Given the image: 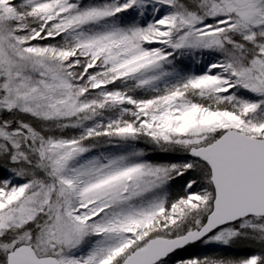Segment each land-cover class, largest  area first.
Segmentation results:
<instances>
[{"label":"snow or ice","instance_id":"snow-or-ice-1","mask_svg":"<svg viewBox=\"0 0 264 264\" xmlns=\"http://www.w3.org/2000/svg\"><path fill=\"white\" fill-rule=\"evenodd\" d=\"M0 264H264V0H0Z\"/></svg>","mask_w":264,"mask_h":264},{"label":"rangeland","instance_id":"rangeland-1","mask_svg":"<svg viewBox=\"0 0 264 264\" xmlns=\"http://www.w3.org/2000/svg\"><path fill=\"white\" fill-rule=\"evenodd\" d=\"M183 154L181 153H169V154H161V153H152L151 158L153 159H160V158H166V159H172L174 162H178ZM181 181H177L176 184L173 185V191L177 190L179 187ZM196 252L194 254H201V255H207V254H221V255H227V256H244L252 254V252L255 251V249L248 244L244 243H238L236 245H233L231 248H223L221 246H203V245H196L195 246Z\"/></svg>","mask_w":264,"mask_h":264}]
</instances>
